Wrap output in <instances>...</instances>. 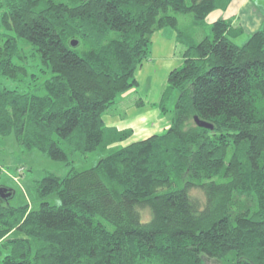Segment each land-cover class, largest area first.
I'll list each match as a JSON object with an SVG mask.
<instances>
[{
	"label": "trees",
	"instance_id": "16d2710c",
	"mask_svg": "<svg viewBox=\"0 0 264 264\" xmlns=\"http://www.w3.org/2000/svg\"><path fill=\"white\" fill-rule=\"evenodd\" d=\"M232 1L0 0V76L35 77L20 42L50 70L41 95L0 88V140L69 166L33 182L36 210L0 195V264H264V27L241 44L217 19L195 42L175 16ZM165 26L189 40L162 95L177 93L169 127L76 170L123 137L102 116Z\"/></svg>",
	"mask_w": 264,
	"mask_h": 264
},
{
	"label": "rangeland",
	"instance_id": "374dc122",
	"mask_svg": "<svg viewBox=\"0 0 264 264\" xmlns=\"http://www.w3.org/2000/svg\"><path fill=\"white\" fill-rule=\"evenodd\" d=\"M188 1L189 0H186V2ZM251 2L258 11L253 5H243L241 9L240 7L237 9V5H230L231 8L229 11L227 10L228 12L213 14L207 17L203 22L196 21L190 14L175 15L173 12L170 14H174L177 17L178 28L186 32L195 42H199L203 39L204 35L208 33L207 28L209 24L212 23L211 21H213L215 16L220 15V17H224H219V19H225L227 17L225 20H229L232 25L240 27L243 35H245L244 38L239 39V42L243 44L251 34L262 28L261 22L264 17V0H251ZM159 31V37L163 40L165 46L167 40H172L177 33H175L174 28L171 26H165ZM20 46L24 48L27 55L25 66H27L28 72L34 74L35 77L28 76L19 80H11L0 76V88L15 90L20 93H36L41 95L43 94V91L39 90L38 87L50 76V70L41 64L38 53H36L29 44L20 42ZM75 48L77 51H81V48ZM157 52H152L151 58L156 57L157 55L162 56V54H157ZM159 61L161 63L169 64L173 62L176 64L177 59L172 56L169 59L161 58ZM167 67L159 69L158 65H152L150 70L143 72L138 87L136 89L130 88V91L125 92L131 93L136 91V94L139 97V99H137L139 111L132 116L125 117L126 119L122 121V124L125 127L129 126L136 132L135 136H132L130 130L125 133L122 131L124 133L122 135L123 137L121 140L117 141V144H114L113 142L111 146L109 145L104 151L96 150L88 154L86 158H83L82 160L76 159L73 163L76 170L91 168L100 158L110 152H114L120 146L134 142L139 138V140H141V138H143V132L148 129L152 132L155 127V130H158L156 133H161L163 131L162 129L159 130L160 125L165 122H168L167 124L170 123L172 110L177 98L176 91H173L166 97V100L162 101V95L169 74ZM137 68L134 74L137 72ZM154 76L157 79V85L163 79V85L161 87L158 88L154 85ZM150 93H155V100L150 96ZM144 100L147 101L149 105L147 108H143L144 105L141 106V102ZM152 102H155L156 106L153 105ZM68 171L69 166L64 162L53 161L36 150H27L16 142L13 135H9L4 140H0V187L7 188L13 192L12 198L9 200V203L12 206L28 204L33 210L38 209L40 201L32 188L33 182L42 179L47 173L64 176ZM47 201L53 206H58L60 203L59 198L55 194L51 195ZM103 223L109 230L113 229L111 224L105 221ZM206 262L207 264H216L211 260H206Z\"/></svg>",
	"mask_w": 264,
	"mask_h": 264
},
{
	"label": "crops",
	"instance_id": "0c3cea01",
	"mask_svg": "<svg viewBox=\"0 0 264 264\" xmlns=\"http://www.w3.org/2000/svg\"><path fill=\"white\" fill-rule=\"evenodd\" d=\"M230 5H237V9H239V7L241 9L243 5H253V4H252L251 0H233V2ZM230 8L231 7L229 6L224 11H220V10L214 11L211 14H209L208 17L213 15V14H216V13L220 14L223 12H228ZM254 8H255V6H254ZM219 17H220V15L215 16V18L211 22H214L215 20L219 19ZM220 18H224V17H220ZM228 19H231V18H228ZM261 23H262V27H263L264 26V17H263V21ZM234 24H236V23H234ZM159 32L160 31L158 30L151 37L150 52H149L147 58L141 63L140 66H138V68H137L138 70L134 74V78L136 80V86L131 88V89H136L138 87L140 79L143 75V72L150 70V67L152 65H154V66L158 65L159 69H161L162 67H167V65H168L167 68H168V71L170 72L172 69L177 68V67L181 66V64H182V53H183V50H184V48L187 45L189 40L185 39V40L181 41L180 38L177 39V33L175 30V33H176L175 37H173L172 40L171 39L167 40V44L165 46L163 40L159 37ZM242 35L243 34H241V36L238 37L237 42H239V39L245 37V35H243V36ZM154 51H156V52L158 51L157 54H162V56L157 55L156 57L151 58V53ZM177 52L179 55L177 54ZM172 56L177 59L176 64H174L173 62L169 63V64L161 63L159 61L161 58L169 59ZM172 65H175V66H172ZM154 82H155L154 85L158 88L163 85V79L157 85V79L155 76H154ZM131 89L127 90L126 92L130 91ZM155 93L154 94L150 93V96H152L154 98V100H155V97H154ZM137 99H139V97L137 96L136 91L131 92V93H125L124 92V93L118 95L115 99L114 104L102 116V120H103L104 125L106 127L113 128V129H115L117 131H121V132L130 130L132 136H135L136 132L132 128H130L129 126H127L129 128L125 127L122 124L123 123L122 121L124 119H126L125 117L132 116V115L136 114V112L139 111L138 105H137ZM147 99H148V97H147ZM141 103H142L141 106L144 105L143 108H145V107L147 108L149 106L147 101H145V100ZM152 103H153V105L156 106L155 102H152ZM167 123L168 122H165L162 125H160L159 130L160 129L163 130L161 133H163L169 127L170 123L169 124H167ZM150 131L151 130H149V129L147 131H144L142 134L143 138H141V140L148 138L149 136H151L153 134H159V133H156V131H158V130H155V127H154V130L152 132H150ZM139 139H136L135 141H138ZM117 143L118 142H116L114 144H117ZM130 143H132V142H130ZM127 144H129V143H127ZM127 144H125V145H127ZM125 145H123V146H125ZM120 147H122V146H120Z\"/></svg>",
	"mask_w": 264,
	"mask_h": 264
},
{
	"label": "water",
	"instance_id": "95a60500",
	"mask_svg": "<svg viewBox=\"0 0 264 264\" xmlns=\"http://www.w3.org/2000/svg\"><path fill=\"white\" fill-rule=\"evenodd\" d=\"M71 45L72 46H75L76 45V41H72L71 42ZM194 123L198 126V127H203V128H208V129H212V125L204 122V121H201L199 120L196 116H194ZM6 188H0V195L2 197H8L10 195V192H7V193H3L5 192Z\"/></svg>",
	"mask_w": 264,
	"mask_h": 264
}]
</instances>
